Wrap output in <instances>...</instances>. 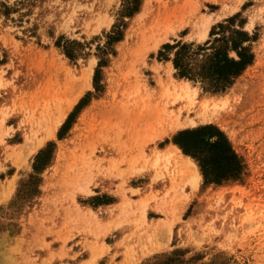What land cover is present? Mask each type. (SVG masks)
Wrapping results in <instances>:
<instances>
[{
  "label": "rangeland",
  "instance_id": "1",
  "mask_svg": "<svg viewBox=\"0 0 264 264\" xmlns=\"http://www.w3.org/2000/svg\"><path fill=\"white\" fill-rule=\"evenodd\" d=\"M176 7L186 25L155 47L152 17ZM127 8L0 0V264H264V0H141L132 16ZM223 9L208 33L196 28ZM230 18L256 35L255 59L225 92L180 78L174 52L160 55L166 44H205ZM117 25L123 39L104 53ZM69 41L80 44L74 60L62 47ZM187 84L191 94L175 89ZM183 96L229 101L215 121L179 129L200 105L189 111ZM209 124L243 159L242 180L196 185L169 154L179 131Z\"/></svg>",
  "mask_w": 264,
  "mask_h": 264
},
{
  "label": "trees",
  "instance_id": "2",
  "mask_svg": "<svg viewBox=\"0 0 264 264\" xmlns=\"http://www.w3.org/2000/svg\"><path fill=\"white\" fill-rule=\"evenodd\" d=\"M126 3L128 8L125 13L132 16L139 10L141 0H126ZM4 7L6 13L11 10L6 5ZM233 20L234 18H230L213 27L210 33L211 39L203 45L182 42L174 45L166 44L163 46L165 51L162 50L159 53L169 58L168 54L174 52L172 61L180 78L200 81L214 93L225 92L253 64L255 59L251 43L256 35L251 36L245 30L232 28ZM123 36L124 32L120 25L115 26L113 32L108 35L107 47L102 51L107 52L113 43L121 41ZM75 45L80 44L69 41L62 46L65 55L71 60L79 55L73 48ZM103 63L105 62L101 59L95 73L94 84L97 89L99 86L97 78ZM71 118L72 115L63 128L68 126ZM173 142L185 155L197 162L204 178V184L221 185L230 181H240L246 174L243 159L235 151L227 135L213 124L179 131L173 137ZM205 143L216 145L209 160H205L199 152L193 155L196 147ZM46 159L47 156L40 153L38 163L47 162ZM174 260L171 256L162 260L161 263L170 264L169 262L172 261L171 264H173Z\"/></svg>",
  "mask_w": 264,
  "mask_h": 264
},
{
  "label": "bare ground",
  "instance_id": "3",
  "mask_svg": "<svg viewBox=\"0 0 264 264\" xmlns=\"http://www.w3.org/2000/svg\"><path fill=\"white\" fill-rule=\"evenodd\" d=\"M166 9L167 10H165L164 12H160V10H159L154 15V17H152L153 21L151 23V26L148 29L150 32V35L153 36V41H154L153 43H154L155 47H158L160 45V43H162L163 41L168 40V38L173 33H175L177 30L183 28L186 25V23L184 21V19L186 18V15L184 13V10H182V8L176 7L174 9H169V8H166ZM227 14H228V11L223 9L220 14H217V15L215 14L216 16L212 15L209 17H201L195 26H196V28H198L199 30H202V32L206 34L209 32L211 24L213 22H215V19H219V18H222L224 16H227ZM42 57L43 56L37 55L36 59L39 60V59H42ZM91 73H92V71L90 70L84 74L83 80L85 81V83H90L89 81L91 79ZM69 83H70V81L68 82V84ZM68 84H67V86H68ZM71 86L73 87V83H71ZM175 89L180 90L182 93H185L186 95H188L190 93V91H189L190 88H189L188 84L187 85H176ZM190 96H192V95H190ZM181 98L189 99V102H187L189 105V106H187V108H190L189 111L192 109V107L196 103H197V105L200 103V105H199L198 110H195L196 119L187 120L186 122L180 121L178 119L175 122V125L179 129L183 128L184 125H186V123L189 125H192V126H196L198 122L207 123V122L215 121L217 118L218 111L221 110L226 104H228V101H229L228 98H224L221 100H215V99L208 100L207 99L203 102H199V101L197 102L195 97L191 98V97L183 96ZM60 120L61 119H59L57 122H55L57 124H55L51 127V129L49 131L50 136L54 135V133H55L54 126H58L59 123H61ZM169 154H171L172 156H180L184 159L181 163V167L185 168L186 172L190 175L189 177L192 178V180L194 182H196V185H197L198 182L200 181V179H202L203 177H202L201 173L199 172L197 165L195 164V162H193V159L191 157L185 155L177 145L172 146V150ZM158 158H157V160H158ZM130 261H132V260L126 259L125 264H132L133 262H130Z\"/></svg>",
  "mask_w": 264,
  "mask_h": 264
},
{
  "label": "snow or ice",
  "instance_id": "4",
  "mask_svg": "<svg viewBox=\"0 0 264 264\" xmlns=\"http://www.w3.org/2000/svg\"><path fill=\"white\" fill-rule=\"evenodd\" d=\"M216 148L215 144L205 143L202 146H197L196 150L193 151V155H196L197 152L203 155L205 160L211 159L213 150Z\"/></svg>",
  "mask_w": 264,
  "mask_h": 264
},
{
  "label": "crops",
  "instance_id": "5",
  "mask_svg": "<svg viewBox=\"0 0 264 264\" xmlns=\"http://www.w3.org/2000/svg\"><path fill=\"white\" fill-rule=\"evenodd\" d=\"M112 247L115 248L116 247V244L112 245Z\"/></svg>",
  "mask_w": 264,
  "mask_h": 264
}]
</instances>
